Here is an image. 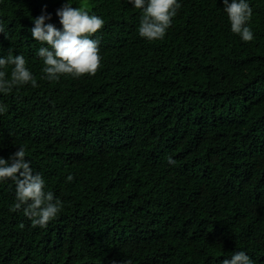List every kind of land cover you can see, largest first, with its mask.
<instances>
[{
    "label": "trees",
    "instance_id": "16d2710c",
    "mask_svg": "<svg viewBox=\"0 0 264 264\" xmlns=\"http://www.w3.org/2000/svg\"><path fill=\"white\" fill-rule=\"evenodd\" d=\"M66 2L103 19L100 67L48 81L30 29L42 10L61 29ZM177 2L149 41L128 0H0V57L22 54L38 85L0 93V157L24 147L62 202L33 227L0 181V264H221L235 251L264 264V0H246L250 42L222 0Z\"/></svg>",
    "mask_w": 264,
    "mask_h": 264
},
{
    "label": "clouds",
    "instance_id": "9594fccd",
    "mask_svg": "<svg viewBox=\"0 0 264 264\" xmlns=\"http://www.w3.org/2000/svg\"><path fill=\"white\" fill-rule=\"evenodd\" d=\"M135 8L142 9L139 21V36L149 41L162 39L172 18L176 16L181 5L177 0H128ZM223 10L227 13L231 32L238 34L242 41L250 42L254 35L247 26L252 17L253 9L246 0H222ZM59 18L61 29L52 23L51 14H44L33 19L30 29L31 37L42 46L36 55L42 59L44 67L42 79L56 81L61 75L79 78L83 75H95L99 70L101 57L99 41L90 38L103 27L104 21L97 15L73 7L68 2L61 5L55 12ZM5 29L0 24V33ZM46 45V46H44ZM11 66L10 78L7 69ZM31 83L37 87L36 79L26 67L22 54L13 55L12 50L6 57H0V93L8 94L14 87ZM6 112V106L0 105V114ZM169 164L175 161L169 157ZM11 180L15 185V203L10 211H22L31 220L32 226L46 227L62 210V202L51 191H45V180L39 173H34L30 163L26 161L24 147H18L7 160L0 157V181ZM74 179L68 175L67 181ZM126 264H131L127 261ZM221 264H253L244 251H235L230 258Z\"/></svg>",
    "mask_w": 264,
    "mask_h": 264
}]
</instances>
